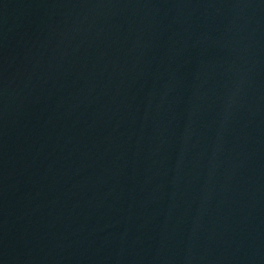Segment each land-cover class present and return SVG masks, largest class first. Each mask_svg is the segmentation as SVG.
<instances>
[{
	"label": "water",
	"instance_id": "obj_1",
	"mask_svg": "<svg viewBox=\"0 0 264 264\" xmlns=\"http://www.w3.org/2000/svg\"><path fill=\"white\" fill-rule=\"evenodd\" d=\"M0 264H264V0H0Z\"/></svg>",
	"mask_w": 264,
	"mask_h": 264
}]
</instances>
